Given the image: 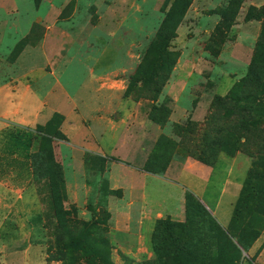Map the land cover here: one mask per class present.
<instances>
[{"label": "rangeland", "instance_id": "obj_1", "mask_svg": "<svg viewBox=\"0 0 264 264\" xmlns=\"http://www.w3.org/2000/svg\"><path fill=\"white\" fill-rule=\"evenodd\" d=\"M166 1L0 0V85L36 84L46 95L67 91L64 105L45 103L62 115L66 139L53 146L64 174V207L84 221L108 212L91 233L107 239L113 264L154 257L152 251L139 260L119 247L126 234L108 206L122 195L128 169L143 170L159 144L168 161L161 176L191 190L224 227L250 168L257 165L264 175V73L261 84L245 79L264 41V0H191L169 42L175 65L154 95L148 83H130L172 0L165 7ZM223 8L234 15L230 25L221 20ZM247 13L258 15L247 20ZM154 106L168 111L163 125L151 119L161 114ZM97 154L120 160L107 159L100 169ZM3 165L26 166L30 181L22 192L9 190L10 200L17 193L21 200L0 207V219L14 228V236L0 237V264H101L58 245L48 189L31 178L30 160L1 156ZM185 171L200 184L190 186ZM19 179L7 177L12 185ZM167 216L176 220L161 218ZM183 220L184 205L176 221ZM191 238L201 245L196 233ZM239 264H264V228Z\"/></svg>", "mask_w": 264, "mask_h": 264}, {"label": "trees", "instance_id": "obj_2", "mask_svg": "<svg viewBox=\"0 0 264 264\" xmlns=\"http://www.w3.org/2000/svg\"><path fill=\"white\" fill-rule=\"evenodd\" d=\"M190 3L191 0L170 2L153 40L135 69L130 86L139 80L148 83L154 95L160 92L177 59L176 52L169 48V42L174 38L176 27ZM167 4L168 0L164 3L165 7ZM255 14L247 13L245 19L258 15ZM220 15L221 20L228 25L234 20V15L227 8L221 9ZM24 44L25 41L21 39L17 45L18 50ZM260 66L262 68L258 71ZM263 73L264 41H261L245 79L250 83L261 84ZM260 108L264 112V105ZM154 109L161 114H153L151 119L163 125L168 113L166 107L154 106ZM61 121L62 115L54 112L45 124H38L35 128L7 126L2 131L6 149L13 153L25 154L30 160L33 181L42 182L48 189L58 231L56 240L61 249L74 250L83 257H90L92 263L113 264L107 239L91 233L94 226L106 222L105 216L108 212L103 209L101 215L93 221H84L71 218L64 207L66 197L64 174L61 164L55 157L53 146L54 139H66L59 128ZM157 148L150 154L142 169L162 175L168 161L163 145L159 144ZM88 155L90 154L85 155V159ZM94 157L102 161L100 169H103L107 159L120 160L114 156L99 154ZM263 180V172L257 165H253L247 173L226 227L222 226L209 208L186 188L184 220L176 221L169 216L156 219L150 239L154 257L140 264H239L241 251H247L264 228ZM192 233L198 235L200 246L197 240L191 238Z\"/></svg>", "mask_w": 264, "mask_h": 264}, {"label": "crops", "instance_id": "obj_3", "mask_svg": "<svg viewBox=\"0 0 264 264\" xmlns=\"http://www.w3.org/2000/svg\"><path fill=\"white\" fill-rule=\"evenodd\" d=\"M66 93L67 91L64 89V93L46 95L43 88L36 84H20L15 88L1 84L0 157H14L23 160L26 164L29 158L25 154L13 153L6 149L2 134L3 129L11 125L45 124L55 111L52 108H45L48 107L45 106V103H54L57 107L62 106L65 98H67ZM128 170V178H125L120 185L122 195L109 198L108 207L111 218L115 220L116 229L126 234V237H123V243H119V247L140 260L153 256L150 239L157 218L170 215L176 220L183 219L186 187L165 176L152 174L141 169ZM27 171L26 166L23 169H14L4 165L0 167V207L3 205L12 207L15 202L22 199V194L17 193L16 197L10 200L9 190L14 187L17 191H23V188L30 181ZM13 173L20 177L16 185H12V182L7 180V177H11ZM180 174L189 179L190 186L200 184L198 175H190L186 171ZM194 192L199 195V189H194ZM224 223H228L227 218L224 219ZM5 224L6 221L0 219V237L14 236L13 226L10 224L5 226Z\"/></svg>", "mask_w": 264, "mask_h": 264}]
</instances>
